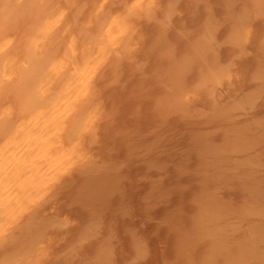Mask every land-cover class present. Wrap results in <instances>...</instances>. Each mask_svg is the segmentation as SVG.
<instances>
[{"label":"clouds","instance_id":"obj_1","mask_svg":"<svg viewBox=\"0 0 264 264\" xmlns=\"http://www.w3.org/2000/svg\"><path fill=\"white\" fill-rule=\"evenodd\" d=\"M21 2L20 20L6 17L0 26V264H97L83 229L102 210L79 201L80 222L59 211L57 197L123 167H108L104 145L117 117L111 95L130 83L161 126L191 128L185 139L198 155L221 160L226 184L253 175L234 166L237 144L264 174V118L229 106V93L252 89L264 97V76L255 75L264 70V35L254 45L248 35L251 22L264 19V0H236L234 20L249 26L240 23L243 39L226 49L197 29L170 28L162 0ZM246 201L242 194L235 205L219 203L212 221L201 202L178 264H264V247L246 255L245 237H237ZM74 227L73 241L57 250Z\"/></svg>","mask_w":264,"mask_h":264},{"label":"rangeland","instance_id":"obj_2","mask_svg":"<svg viewBox=\"0 0 264 264\" xmlns=\"http://www.w3.org/2000/svg\"><path fill=\"white\" fill-rule=\"evenodd\" d=\"M206 1H210L211 6L208 2H200V0H196L197 5L193 0H179V3L175 0H162V7L172 11H169L171 21L168 16L167 23L173 29L190 27V29H198L201 34H204L202 28L210 29L214 33H212L214 42L216 43L217 40L214 46L219 45L226 49L232 44L231 42L239 40L238 25L244 23L245 27L249 26L246 22L237 23L234 20L233 14L241 5L236 4L235 0ZM204 3L207 4L206 8ZM169 4L174 6L169 9ZM224 9L227 12L223 11ZM205 15L206 18L209 17V21L208 18L205 19ZM260 20L258 18L250 25L251 31L248 35L253 45L257 43L259 36L264 35V29L261 28L264 27V19ZM179 23L183 24H180L182 27L178 25ZM177 25L179 28L176 27ZM255 72V75H259L264 70L257 67ZM257 80L258 85L259 79ZM133 83L128 84L123 91L117 90L111 95L110 103L117 117L115 125L108 129L105 136L104 148L109 160L108 167L117 168L121 165L123 167H120L118 173H99L84 183L73 196L59 195L57 197L59 211L83 222L85 218L79 211V201L90 202L102 210V215L87 223L83 229V234L89 238L86 247L95 253L92 259L97 264H178V247H180L178 239L184 238L190 227L191 214L199 205L200 199L201 202L206 199L205 185L220 184L218 200L233 199L235 205L241 200L243 187L233 188V186L239 182L243 185L247 179L243 182L233 180L229 182L231 186L223 183L225 182L223 179H218L222 169L214 170L218 165V158L196 153L192 144L185 139L191 133L190 127L169 124L161 126L159 122L153 120L149 111L150 105L144 98L145 93L134 88ZM257 85H253V88L255 89ZM253 91L250 89L238 95L229 93L232 95L229 104H233L236 99L244 100L252 97L253 102L257 103L252 102L255 107L252 106L246 111L254 120L260 121L264 118V97ZM240 154L236 152L232 155L234 156L232 159L244 156L243 153ZM211 159L215 162L210 161ZM260 171L256 175L258 174L261 183H264V175ZM208 172L211 174L208 175ZM213 173L218 177V184L211 181ZM79 231V227L64 231L65 240L59 244L57 250L63 249L66 243H71Z\"/></svg>","mask_w":264,"mask_h":264},{"label":"bare ground","instance_id":"obj_3","mask_svg":"<svg viewBox=\"0 0 264 264\" xmlns=\"http://www.w3.org/2000/svg\"><path fill=\"white\" fill-rule=\"evenodd\" d=\"M192 1V0H191ZM193 1H195L194 2V4L196 3V0H193ZM236 1V0H235ZM234 1V2H235ZM200 2H208L209 4L208 5H210L211 6V3H210V1H206V0H200ZM5 4H8L9 5V7L7 8V9H5ZM198 3H196V5H197ZM212 4H214V3H212ZM222 4V3H221ZM232 4V3H231ZM236 4H238V3H236ZM189 5V4H188ZM207 5V4H206ZM206 5H205V3H204V6H205V8H206ZM209 6V7H210ZM227 6V5H226ZM195 7V6H194ZM213 8H214V5L212 6ZM225 7V6H224ZM223 7V8H224ZM236 7H237V5H236ZM241 7V6H240ZM213 8H209V9H211V11H213L212 9ZM203 9H204V7H203ZM226 9H227V7H226ZM226 9H224L223 11H225ZM207 10H208V8H207ZM206 10V11H207ZM169 11H171V10H169ZM193 11V10H192ZM239 11V10H238ZM172 12V11H171ZM175 12V11H174ZM176 12H177V10H176ZM210 12V10H208V13ZM216 12H218L217 11V8H216ZM226 12H227V10H226ZM225 12V13H226ZM25 13V8H24V6H23V3L21 2V0H0V26H2L3 25V23H4V21H5V18L7 17V20H8V22H9V24H12L13 22H16V21H18V20H20V18L23 16V14ZM174 14V13H173ZM189 14H190V12H189ZM210 14V13H209ZM208 14V15H209ZM228 15H229V13H227ZM176 15V14H175ZM193 15H195V13L193 14ZM200 15H202V14H200ZM170 16H171V13H170V15H169V18H170ZM221 16V15H220ZM223 16H225L224 15V13H223ZM177 17H179V15L177 16ZM188 17H190V16H188ZM205 17V19H207L208 21H209V17H207L206 18V15L204 16ZM229 17V16H228ZM169 18H168V20H169ZM204 19V21L205 22H208V21H206ZM226 19V18H225ZM178 20H179V18H178ZM190 20V19H189ZM194 20H195V18H194ZM203 20V19H202ZM257 20V19H256ZM260 20V19H259ZM169 21H171V18H170V20ZM217 21V20H216ZM261 21V20H260ZM168 22V21H167ZM182 22V21H181ZM204 22V23H205ZM237 22V21H236ZM235 22V23H236ZM172 23V22H171ZM203 23V22H202ZM203 23V24H204ZM210 23V22H209ZM238 23V22H237ZM181 23H179L178 25L180 26V27H182L181 25H183V24H181ZM212 24H214V23H212ZM222 24V23H221ZM168 25H170L169 23H168ZM178 25L176 26V27H178ZM189 25H191V24H189ZM207 26H208V24H206ZM246 25V24H245ZM174 25H172V27H173ZM215 26H217V25H215ZM262 26V25H261ZM261 26H257V27H261ZM200 27V26H199ZM179 28V27H178ZM261 28H263L264 29V27H261ZM176 29V28H175ZM182 29H184V30H186L185 28H181V30ZM188 29H190V27L188 28ZM207 29V28H206ZM205 28L203 29L202 28V30H203V32L202 33H204V34H202L206 39H208V40H211L212 42H213V45L214 44H217V40H216V43L214 42V36H213V31H211L210 29H208V30H206ZM198 30V29H197ZM206 30V31H205ZM213 30H214V28H213ZM205 31V32H204ZM237 31L240 33H238L239 34V37H238V39L239 40H242L243 39V37H244V33H243V31L240 29V24L238 25V27H237ZM201 33V32H200ZM213 33V34H212ZM250 34V33H249ZM218 36V35H217ZM231 38V37H230ZM234 39V38H233ZM233 41V40H232ZM224 43V42H223ZM223 43H221V44H223ZM230 43V42H229ZM232 43V42H231ZM226 44H227V42H226ZM231 45V44H230ZM260 69V68H259ZM3 71V69H2V67H0V72H2ZM256 73V72H255ZM258 76V77H257ZM261 76H264V72H260L259 73V75H256V77L257 78H259V77H261ZM258 81V80H257ZM254 87V86H253ZM254 89V88H253ZM252 92V91H251ZM253 92H256V91H253ZM142 93V92H141ZM242 93V92H241ZM246 93V92H245ZM249 94H251L250 92H248ZM257 93V92H256ZM131 94H132V92H131ZM255 94V93H254ZM241 96V95H240ZM246 96V95H245ZM255 97H256V94H255ZM125 98H127V97H125ZM136 98V97H135ZM236 98V97H235ZM234 98V99H235ZM242 98V97H241ZM243 98H246V97H243ZM132 99V98H131ZM128 100H130L129 98H128ZM237 100V99H236ZM235 100V101H236ZM242 99H238L236 102L234 101V103L233 104H229V106H232V107H240V108H243V110H247V111H249L248 109H250L252 106L253 107H255V104L257 103V102H255V104L253 105L252 104V102H253V98L251 97V98H249V97H247L246 99H244V100H242ZM257 100V99H256ZM233 101V100H232ZM253 102V103H254ZM261 105H263V104H261ZM135 110H137L136 108H135ZM132 111V110H131ZM127 113V112H126ZM128 113H130V112H128ZM135 115V114H134ZM129 116V115H128ZM256 118V117H255ZM260 118V117H259ZM254 119V118H253ZM258 119V118H257ZM260 120V119H259ZM154 129V128H153ZM157 131V130H156ZM162 131V130H161ZM168 131V130H167ZM174 131V130H173ZM125 132V131H124ZM123 132V133H124ZM116 133V132H115ZM150 133H152V132H150ZM158 133V132H157ZM173 133V132H172ZM164 134V133H163ZM168 134V133H167ZM146 135V134H145ZM140 136V135H139ZM153 136V135H152ZM156 136H157V134H156ZM159 136H161V134L159 135ZM126 137V136H125ZM129 137V136H128ZM145 137V136H144ZM178 137V136H177ZM158 139V138H157ZM123 141V140H122ZM158 141V140H157ZM156 141V142H157ZM181 141V140H180ZM159 142V141H158ZM149 144V143H148ZM161 144V143H160ZM132 145V144H131ZM235 147H236V151L233 153V155L236 153V152H239V154L240 153H243L244 154V156H242V158H235L234 160H235V162H236V164L234 165L235 167H238V168H243V169H246V170H250L252 173H253V175L251 176V178H249V179H247L246 181H242L243 182V185L242 184H240V182H239V184H235L234 186H233V188L234 187H240L241 188V186L243 187V190H242V192H243V194H245L246 195V197H247V201H246V203H245V209H244V211L247 213V217H248V219H247V222L244 224V225H242L241 226V228L243 229V231L242 232H238L237 233V237H240V236H243V237H245V239L242 241V244H241V247L243 248V250H244V252H245V254L246 255H251L253 252H255V251H258L259 250V248H261V247H264V243H262V241H264V226H263V217L261 216V213L262 212H264V183H261V178H259V176H258V171H260V168H259V166L256 164V162L255 161H248V160H246V153H244L243 151H242V146L241 145H239V144H237V145H235ZM130 148V147H129ZM134 148V147H133ZM242 154H240V156H241ZM209 156V155H208ZM206 157V156H205ZM233 158H234V156H232ZM219 160V162H218V165L217 166H215V168H214V170L216 169H218V171L223 167V165H222V162H221V160L220 159H218ZM210 161H213V159H211ZM197 162V161H196ZM215 161H213V163H214ZM209 164H211V163H209ZM200 169V168H199ZM212 169V168H211ZM222 170V169H221ZM196 172V171H195ZM216 172V171H215ZM261 172V171H260ZM205 173V172H204ZM209 173L210 172H208V175H209ZM256 173H258L257 175H256ZM180 174V173H179ZM201 174H202V172H201ZM211 174V173H210ZM262 174V173H261ZM186 175V174H185ZM262 175H264V174H262ZM218 176H219V174H218ZM262 177V176H261ZM217 178L218 177H216V175L213 173V177L211 178L212 180V182H214L215 181V183L217 182ZM263 178H264V176H263ZM262 178V179H263ZM209 179V178H208ZM218 179H220V176H219V178ZM205 182V181H204ZM223 182V181H222ZM223 183H225V182H223ZM212 184V183H211ZM217 184H218V182H217ZM232 184V183H231ZM263 184V185H262ZM223 185V184H222ZM221 185V186H222ZM227 186L229 185V186H231L230 185V183H227L226 184ZM224 186V185H223ZM205 187H206V189H207V194H206V199L204 200V202L203 203H206L208 206H209V209H210V212H209V215H208V217H206V220H209V221H212L213 219H214V216H215V214H216V206L219 204V203H222V202H224L225 200L228 202V203H230V204H234V202L232 201V200H230V199H225V200H223V201H220V200H218V198H219V196H218V188H220V184H218V185H216V184H213V185H211V186H209V184L208 185H205ZM224 190V189H223ZM241 191V190H240ZM206 192H203L204 194L206 193ZM203 193H200V195H202ZM10 195H12L13 193H9ZM197 195V194H196ZM2 197H3V189H2V185H0V199H2ZM195 197V196H194ZM214 197H215V200H217V202H215V200H214ZM217 197V198H216ZM233 197V196H232ZM199 198V197H198ZM201 198V197H200ZM199 198V199H200ZM240 200V199H239ZM195 201V200H194ZM201 199H200V203H201ZM235 201V200H234ZM241 201V200H240ZM197 203V202H196ZM199 203V204H200ZM198 204V203H197ZM195 206V205H194ZM197 207V206H196ZM170 217V216H169ZM165 218V217H164ZM170 220H171V218H170ZM223 224V221H220V222H218V223H209V227H214V226H220V225H222ZM181 233V232H180ZM92 234V233H91ZM91 236V235H90ZM182 236V235H181ZM178 237H180V236H178ZM184 237V236H183ZM181 240L182 239H178V241H179V244L178 245H180V243H181ZM177 247V246H176ZM179 248V247H178ZM177 250V249H176ZM178 252H179V250H178Z\"/></svg>","mask_w":264,"mask_h":264}]
</instances>
